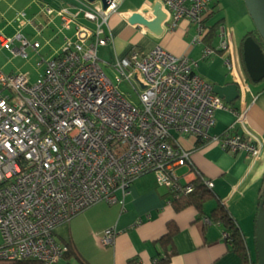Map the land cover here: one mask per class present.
Returning a JSON list of instances; mask_svg holds the SVG:
<instances>
[{"label": "built area", "instance_id": "1", "mask_svg": "<svg viewBox=\"0 0 264 264\" xmlns=\"http://www.w3.org/2000/svg\"><path fill=\"white\" fill-rule=\"evenodd\" d=\"M157 1L170 30L187 19L196 26L192 43L202 44L213 0ZM79 2L78 11L44 7L49 17L55 13L62 27L73 32L64 37L58 56L38 60L35 80L29 78V61L18 72L0 71L2 258L57 263L67 248L57 240L55 228L97 202H116L117 193H129L133 179L144 173L154 171L159 184L173 192L182 185L191 192L190 182L180 183L175 170L192 164L191 155L175 134L217 142L227 152L247 154L253 163L261 160L262 140L250 131L211 133L217 110L234 111L238 121L245 110L235 111L218 96L187 54L174 55L161 45L132 51L115 63L105 62L116 72L112 80L100 64L98 47L114 43L107 33L110 12L125 10L130 0H113L107 9L101 0ZM18 14V26L23 27L25 13ZM80 16L95 21L96 27ZM18 37L21 45L14 54L28 59L27 46L39 52V41ZM11 40L0 35V46ZM218 49L228 51L224 63L233 71L231 37L223 34ZM214 53L209 46L203 48L204 57ZM122 82L136 91L137 99L120 90ZM206 184L214 185L208 179ZM204 221L211 222L207 216ZM115 236L116 230L108 228L95 237L109 246Z\"/></svg>", "mask_w": 264, "mask_h": 264}, {"label": "crops", "instance_id": "2", "mask_svg": "<svg viewBox=\"0 0 264 264\" xmlns=\"http://www.w3.org/2000/svg\"><path fill=\"white\" fill-rule=\"evenodd\" d=\"M129 3L140 9L150 5V0H139V5L134 4L132 0ZM214 3L217 8L220 7L219 0H213L212 4ZM46 5L54 8L69 7L73 11H78V8L82 7L79 0H0V35L12 38L8 44L0 46L2 73L18 72L28 61L31 63L30 73L34 71L33 68L36 73L38 60L50 59L60 54L64 37L72 34L67 29L68 34H64L62 43L54 49V53L44 56L40 51L44 46L38 37L42 36L46 27L52 26L51 19L55 21L54 17H57L62 26L60 17L55 13L49 17L44 11L50 18H47L44 23L38 18L42 14L41 9L44 10ZM20 12L25 13L26 23L23 27L18 26L17 16ZM129 13L126 9H119L112 10L109 15L107 33L113 35L114 41L122 37L127 39L119 52L112 43L116 60L129 56L135 47L149 50L155 45H161L177 56L190 51L189 43L182 36L190 31L192 23L189 20H181L175 30H170L168 25L163 23V31L157 35L141 24L130 23L126 16ZM80 19L83 20L81 16ZM170 19L171 15L168 21ZM209 20L208 23L211 24ZM222 28L224 31L223 26ZM55 35L56 32L50 33V38L45 41V44L49 45ZM18 36H23L30 41L32 38H35L33 41H39L41 43L39 52L27 46L28 59L14 54L13 49L21 45V39ZM147 37L151 44L145 48L142 47V41ZM6 49L14 58L21 61L16 64L12 58L4 59ZM238 51L241 59L239 47ZM233 53L235 58V51ZM33 59L36 60L34 63ZM242 62L241 59V65L244 67ZM194 70L196 71V66ZM229 72H237L236 65L235 69ZM196 73L198 74L197 71ZM248 80L250 81L249 78ZM207 81L213 85L218 84ZM236 81L240 82L242 89L240 74L235 79L226 80L221 84ZM262 81L264 78L253 82L255 84L248 94L246 92L241 95L239 104L235 103L236 100L230 104L235 111L245 110L242 120H237L234 111L219 109L216 111V123L211 129L214 135H220L228 129L248 130L255 137L261 138L262 159L258 163H253L252 158L247 154L227 152L216 142H201L196 136L193 139L186 138L185 144L179 139L182 133L175 134L179 144L189 150L192 160V164L175 168L179 182H192L201 174L203 178L213 182L217 197L206 201L203 210L192 204L177 207L174 194L170 192L171 189L169 186L165 188V185L159 184L157 176L156 178L151 175L142 177L144 174L137 176L131 183L134 187L129 193L126 195L120 191L117 193L116 202H97L64 222L66 224L62 223L64 225L60 224L55 228L54 233L60 244L70 242L74 251L71 254H63L55 264H127L130 259H136L137 264H158L157 258L165 257L170 250L168 252L161 248L157 241L171 228V225L175 227L173 243L176 252L170 255L168 261L160 264H241L239 256L231 250L230 244L223 237V226L204 221V217L219 202L224 203L229 209L245 236L251 256L255 259L250 240L256 226V216L258 217L261 207L258 206V198L264 177V84H259ZM108 228H114L116 236L111 245L104 246L96 240L95 236Z\"/></svg>", "mask_w": 264, "mask_h": 264}, {"label": "rangeland", "instance_id": "3", "mask_svg": "<svg viewBox=\"0 0 264 264\" xmlns=\"http://www.w3.org/2000/svg\"><path fill=\"white\" fill-rule=\"evenodd\" d=\"M132 2L136 5H139V0H132ZM219 4H220L219 5L220 7L217 8L216 12L209 18L210 19L209 21L211 24H213L214 22H216L218 20H221V22L218 26L217 35L215 36V38L212 42L213 44L209 45V47H211L215 53L211 57H208V58L203 56V48L206 47V43L203 41V38L201 41L202 44L198 43L195 45L192 43V41L194 40V38L197 34L196 33V26L192 25L189 33L187 35H184V34L182 35L185 38L186 42L189 43L190 51L187 52V55L196 64V71L198 72V74L202 75L207 80H209L213 83L221 84V83L225 82L226 80L235 79V77L238 74H240V80L242 81L241 95L245 94L246 92L248 94V91H250L252 89V87L254 86L255 83L248 80L247 72H246L245 68L241 65V59H240L238 47H239L240 40L242 39L244 34L247 31L254 29L255 24H254V21L248 12V9L246 7L244 0H219ZM165 8H166V6H165ZM41 13L42 14L39 15L38 18L43 20V23L45 21H47V18L50 19L45 14L43 8L41 9ZM54 19H55V21L53 19H51L52 26L50 28L46 27L44 29L42 36L38 37L39 39L42 40V43L44 46V48L40 50L44 56H49V55H51V53H54V49L62 43L64 34H68V32L69 33L73 32L72 30H69L67 32L66 28L60 26L59 19L57 17H54ZM82 22L91 28L96 27V22L93 20L83 18ZM222 26L224 27V31H223ZM54 32H56V35L51 39V41L49 42V45L45 44V41L50 38V33H54ZM223 34H226V35L230 34L231 35L230 37H231L232 44H233V50L235 51L234 60L236 61L235 65H236V71H237L235 73L229 72L227 70L225 63H224V57L228 54V51L220 52L218 50V48L220 47V43H221ZM148 38L149 37L145 38L142 41L143 42L142 47L147 48L150 46L151 43H149ZM33 39H35V38H32V41H33ZM125 39H124V37H122V38H118L114 41L113 45L115 46L117 52H119L121 50V48L123 47V45L126 43L127 39L126 40ZM109 42L111 44L108 43L107 45H100L98 47V56L100 59L101 66L104 68L106 73L111 77V79L115 80L116 72L114 74L112 67H110L108 64L104 63V61H102V60L109 61L107 63H110V61H112L111 63L116 62L112 42L111 41H109ZM10 58H12V60L16 64H18L21 61L18 58H14L11 55L10 51L6 49L4 51V59L10 60ZM35 61L36 60L33 59V63ZM33 70L35 71L34 68H33ZM34 71H32L30 73V78L32 80H34V77L36 74V73H34ZM36 71H37V69H36ZM259 84H261V85L264 84V81L260 82ZM120 90L122 92H124L125 94H127V92L131 93V97H129L130 100H133V99L135 100L138 98L136 91L133 88H131L130 85L126 84L125 82H122V84L120 85ZM241 98H242V96H240V98H238L235 101V103L239 104ZM186 138H192L193 139L195 137H194V135L189 136V137L187 135H184V134L179 135V139H181L182 142H185V144L187 143ZM150 175L154 176L155 178L157 176L154 171H151L149 173L144 174L142 177H148ZM133 187H134L133 184L130 185L129 190H131ZM165 188H167L166 185H165ZM64 224H66V223H64ZM64 224H62V225H64ZM254 230L255 229H253V234H252L253 236L250 240V246L253 249V254H254L255 260L257 261L256 237H255ZM2 243H3V240H2V237L0 235V245Z\"/></svg>", "mask_w": 264, "mask_h": 264}, {"label": "trees", "instance_id": "4", "mask_svg": "<svg viewBox=\"0 0 264 264\" xmlns=\"http://www.w3.org/2000/svg\"><path fill=\"white\" fill-rule=\"evenodd\" d=\"M216 10H217V6L214 3L211 5V13L208 14L204 19V23L206 25V31L203 35V41L206 43V46L213 44L212 42L215 36L217 35L218 26L221 22V20H218L214 22L213 24L208 23L210 16L213 15L216 12ZM248 35L254 36V38L260 44L264 52V41L258 35L256 29L254 28L252 30H249L244 34V36L242 37L239 43L242 61H243V40ZM135 50H141V48L135 47L133 48L132 51H135ZM218 50L220 52H224L223 49H218ZM242 63L244 64V61ZM244 67H245V64H244ZM247 75H248V72H247ZM248 78L250 79L251 82H253L251 78L249 77V75H248ZM233 131H238V130L234 129ZM198 139L201 142H204L200 138ZM189 184L191 185L193 190L188 193L184 191V187H186L184 185H182L183 189H181V191L173 192L170 190L171 193L178 194L176 197H174L175 198L174 202L178 205L177 207H184V206L192 204V205H195L197 208L203 210V207L206 201L210 200L211 198L217 197L213 187H209L206 184V179L203 178L201 174H199V177L196 178L194 181L190 182ZM258 200H259L258 206L264 207V177H263V186L261 187ZM207 217L210 219L211 222H214V223H217L223 226V229H224L223 232L227 234L226 236H223V237L230 244L231 250L239 256L241 264H257V261H255V259L251 256L249 246L246 243V239H245L243 232L241 231V228L237 225L234 217L232 216L229 209L226 207L224 203L219 202L212 209V211L207 214ZM173 228L175 227L171 225V228H169V230L163 236H161L157 241V244L161 248L166 249L168 252L170 250L168 255H166L165 257L157 258L158 264L168 261L170 258V255L176 252V249L173 243V233H174ZM63 244L67 248L64 254L65 253L71 254L73 251V247L70 244V242H66ZM0 264H44V263L41 260L36 259V258L7 259V258L0 257ZM127 264H137L136 259H130L127 262Z\"/></svg>", "mask_w": 264, "mask_h": 264}, {"label": "water", "instance_id": "5", "mask_svg": "<svg viewBox=\"0 0 264 264\" xmlns=\"http://www.w3.org/2000/svg\"><path fill=\"white\" fill-rule=\"evenodd\" d=\"M93 2L96 0H87ZM103 8L107 9L113 0H101ZM248 12L254 21L258 35L264 41V0H244ZM125 9L129 11L128 21L144 25L151 32L160 35L163 31L162 24L167 17L161 2L150 0V5L137 9L127 3ZM243 61L249 77L253 82L261 81L264 78V52L254 38L248 35L243 40ZM214 92L224 98L228 104L233 103L241 96V84L239 81L227 84H215ZM257 264H264V207L259 208L255 226Z\"/></svg>", "mask_w": 264, "mask_h": 264}, {"label": "bare ground", "instance_id": "6", "mask_svg": "<svg viewBox=\"0 0 264 264\" xmlns=\"http://www.w3.org/2000/svg\"><path fill=\"white\" fill-rule=\"evenodd\" d=\"M126 12V11H125ZM127 13V12H126ZM127 15V14H126Z\"/></svg>", "mask_w": 264, "mask_h": 264}]
</instances>
